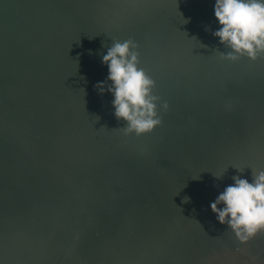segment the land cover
I'll return each mask as SVG.
<instances>
[{"label":"water","instance_id":"1","mask_svg":"<svg viewBox=\"0 0 264 264\" xmlns=\"http://www.w3.org/2000/svg\"><path fill=\"white\" fill-rule=\"evenodd\" d=\"M214 6L0 0V264H264L210 206L264 170V59H220ZM129 38L170 106L141 138L95 88Z\"/></svg>","mask_w":264,"mask_h":264},{"label":"clouds","instance_id":"2","mask_svg":"<svg viewBox=\"0 0 264 264\" xmlns=\"http://www.w3.org/2000/svg\"><path fill=\"white\" fill-rule=\"evenodd\" d=\"M214 13L220 27L207 31L229 50H216L221 60L236 63L247 58L255 63L264 59V0H215ZM102 62L108 68L107 82H98L95 88L114 97L115 118L125 124L115 130L141 138L162 127L161 108L166 113L170 106L155 94L156 82L140 67L139 44L132 38L112 40ZM227 170L212 174L220 180ZM236 170L243 173L245 169ZM232 179L234 184L225 187L210 206L219 223L231 230L240 245L247 246L264 236V170L252 169L251 182L239 175ZM188 202L190 198L185 197L184 203Z\"/></svg>","mask_w":264,"mask_h":264}]
</instances>
